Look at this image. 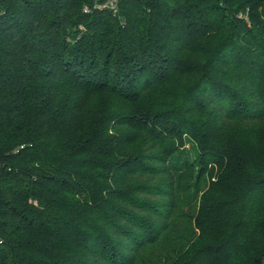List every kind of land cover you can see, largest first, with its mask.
Listing matches in <instances>:
<instances>
[{"label": "trees", "instance_id": "trees-1", "mask_svg": "<svg viewBox=\"0 0 264 264\" xmlns=\"http://www.w3.org/2000/svg\"><path fill=\"white\" fill-rule=\"evenodd\" d=\"M105 3L0 0V264H264V0Z\"/></svg>", "mask_w": 264, "mask_h": 264}, {"label": "rangeland", "instance_id": "rangeland-1", "mask_svg": "<svg viewBox=\"0 0 264 264\" xmlns=\"http://www.w3.org/2000/svg\"><path fill=\"white\" fill-rule=\"evenodd\" d=\"M187 147L189 148V144L187 145ZM186 224L187 223L182 222L181 225L185 226ZM177 234L179 233H176V235ZM174 244L175 242L173 243V245ZM173 245L171 244L170 247H172ZM159 247L145 251L144 255L141 257V261L138 264H163L164 261H162V256L164 255L165 251H167L170 247Z\"/></svg>", "mask_w": 264, "mask_h": 264}, {"label": "built area", "instance_id": "built-area-1", "mask_svg": "<svg viewBox=\"0 0 264 264\" xmlns=\"http://www.w3.org/2000/svg\"><path fill=\"white\" fill-rule=\"evenodd\" d=\"M104 7L109 8L110 10H112L113 13L117 12V0H106V3L104 5ZM87 11V9H85V12Z\"/></svg>", "mask_w": 264, "mask_h": 264}]
</instances>
